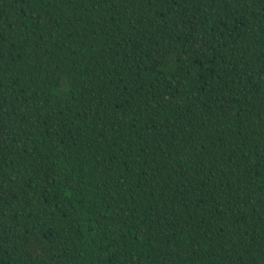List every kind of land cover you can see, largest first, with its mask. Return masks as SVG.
<instances>
[{"label": "trees", "instance_id": "16d2710c", "mask_svg": "<svg viewBox=\"0 0 264 264\" xmlns=\"http://www.w3.org/2000/svg\"><path fill=\"white\" fill-rule=\"evenodd\" d=\"M0 264H264V0H0Z\"/></svg>", "mask_w": 264, "mask_h": 264}]
</instances>
